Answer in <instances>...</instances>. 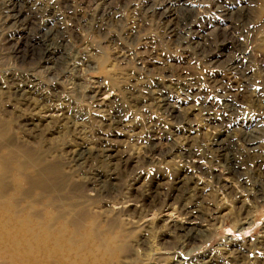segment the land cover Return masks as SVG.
Wrapping results in <instances>:
<instances>
[{
	"label": "rangeland",
	"instance_id": "rangeland-1",
	"mask_svg": "<svg viewBox=\"0 0 264 264\" xmlns=\"http://www.w3.org/2000/svg\"><path fill=\"white\" fill-rule=\"evenodd\" d=\"M107 1L0 0V160L14 154L16 169L30 150L58 162L69 187L48 208L51 198L7 183L0 264H264V0H110L115 14L101 20ZM152 4L162 19L144 8ZM44 44L47 63L17 59ZM243 53L244 79L229 71ZM10 79L36 90L15 95ZM161 90L178 120L151 97ZM80 147L85 160L67 163ZM177 188L201 201L197 219L173 201ZM78 206L98 217L96 232L87 221L59 233ZM53 214L65 218L52 224ZM181 227L201 237L186 245Z\"/></svg>",
	"mask_w": 264,
	"mask_h": 264
},
{
	"label": "bare ground",
	"instance_id": "bare-ground-1",
	"mask_svg": "<svg viewBox=\"0 0 264 264\" xmlns=\"http://www.w3.org/2000/svg\"><path fill=\"white\" fill-rule=\"evenodd\" d=\"M68 1V0H67ZM89 1V0H88ZM91 1V0H90ZM93 1V0H92ZM113 1V0H111ZM111 1L109 0V2L107 1V4L104 5L106 8L104 9L105 10V13H103L104 10H102V14H100L99 18L102 20L103 18V15H108V13L112 16H114L115 14V10L113 9V5H111ZM125 1V0H124ZM165 1V0H164ZM15 2V1H14ZM13 2V3H14ZM119 2H121L119 0ZM154 2V1H153ZM114 3V2H113ZM166 3V2H165ZM60 4V3H59ZM65 4V3H64ZM67 4V3H66ZM144 4V3H143ZM17 5V4H15ZM150 5V4H149ZM63 6V5H62ZM115 6V5H114ZM187 6V5H186ZM8 7V6H7ZM38 7V6H37ZM68 7H71V6H68ZM147 7V12L151 13L153 16H156L158 17L159 19H162L163 18V14L161 13L160 11V8L159 7H155V4H152L151 6H145L144 8ZM171 7V6H170ZM45 8V7H44ZM42 8V10L44 9ZM48 8V7H47ZM104 8V7H103ZM18 9V8H17ZM34 9V8H33ZM36 9V8H35ZM57 9V8H56ZM167 9V7H166ZM166 9L163 8V10L166 11ZM171 9V8H170ZM190 9V8H189ZM32 10V9H31ZM240 10V9H239ZM19 11V10H18ZM63 11V10H62ZM44 12V11H42ZM64 12V11H63ZM101 12V11H100ZM226 12V11H225ZM65 13V12H64ZM86 13V12H85ZM165 13V12H164ZM176 13V12H175ZM19 14V12H17V15ZM171 14V13H170ZM8 15V14H7ZM165 15V14H164ZM15 16V15H13ZM225 16V15H223ZM109 17V16H108ZM152 17V16H151ZM41 18V17H40ZM7 19V18H6ZM17 19V16L14 18V20ZM54 19V18H53ZM70 19V18H69ZM164 20V19H163ZM74 21V20H73ZM37 22V21H36ZM76 22V21H75ZM160 22V21H159ZM13 23V22H11ZM166 23V22H165ZM15 24V23H14ZM168 24V23H167ZM175 24V23H174ZM37 25V24H36ZM166 25V24H165ZM171 25V24H170ZM176 25V24H175ZM34 27V26H33ZM44 27V26H43ZM171 27V26H170ZM175 27V26H174ZM173 27V28H174ZM179 27V26H178ZM37 27H35L36 29ZM38 28H41V26L39 25ZM34 29V28H33ZM104 29V28H103ZM103 29H101V31H103ZM106 29V28H105ZM104 29V30H105ZM132 29V28H131ZM50 30V29H49ZM48 30V31H49ZM99 30V29H98ZM167 30V29H166ZM172 30V29H171ZM59 32V31H58ZM56 32V33H58ZM137 32V31H136ZM191 32V31H190ZM30 34H32V32H29ZM50 33V32H49ZM196 33V31H195ZM48 34V33H47ZM46 35V34H45ZM177 35V33H176ZM181 35V34H180ZM185 35V34H184ZM171 36V35H170ZM179 36V35H178ZM45 37V36H44ZM51 38V37H50ZM53 38V37H52ZM191 38V37H190ZM42 39V38H41ZM41 41V46L43 45L44 41ZM54 39V38H53ZM178 39V38H176ZM227 41V40H226ZM53 42V40H52ZM60 42V41H58ZM180 42V40H179ZM29 43V42H28ZM47 44V43H46ZM48 44H50L48 42ZM59 44V43H58ZM57 44V45H58ZM190 44V43H189ZM51 45V44H50ZM53 45V44H52ZM63 46V45H62ZM182 46V45H181ZM32 46L30 45L28 48H26L25 50L23 49L22 51L21 50H17L15 53H16V56H17V59L19 60V58H21V60L23 62H26L25 60H27V62H29V60L34 64V62H42L43 63H47L48 60H51V49L49 48L50 46L46 47L45 44H44V52L41 53L42 51V47H41V51L38 52V53H34V49L31 48ZM61 47V46H59ZM65 47V46H64ZM220 47V46H219ZM218 48V47H217ZM210 50V49H209ZM208 51V50H207ZM250 53V52H249ZM241 55V54H239ZM62 56V55H61ZM215 56V55H214ZM249 56V55H248ZM50 57V59H49ZM245 57L244 56V53L242 54L241 57L239 58H236L229 66V71L231 74L235 75L236 77H239V78H242L244 79L245 78V73L243 68H242V64L245 62ZM60 58V57H59ZM63 58V57H62ZM61 58V59H62ZM140 57H138L139 59ZM60 61V59H58ZM67 60V59H66ZM140 60V59H139ZM138 60V61H139ZM215 60V58H214ZM58 61V62H59ZM64 61V60H63ZM74 61V60H73ZM143 61V59H142ZM22 62V63H23ZM30 62V63H31ZM56 60H54L52 63L56 69V67L58 66V69L62 68L63 65H61V63H58ZM80 63V62H79ZM152 64V63H151ZM211 64V63H209ZM216 64V63H214ZM213 64V65H214ZM89 65V64H88ZM244 65V64H243ZM67 66V65H66ZM40 67V66H39ZM66 68V67H65ZM82 68V67H81ZM141 69V68H140ZM225 69V68H224ZM245 69V68H244ZM74 70V69H73ZM77 70V69H76ZM148 70V69H147ZM73 72V71H72ZM53 74V73H52ZM63 75V74H62ZM27 76V75H26ZM33 77V76H32ZM9 83H10V86H11V89L13 90V94L15 95H22V94H25V95H28V92L30 90L33 91V90H36V86L35 84H33V82L29 81V80H26L25 81H20L21 83L18 84L17 83V80L16 79H10L8 80ZM249 81V79H248ZM250 82V81H249ZM39 83V82H38ZM245 83V82H244ZM245 85V84H244ZM5 86V85H4ZM220 86V85H219ZM217 87V86H216ZM221 87V86H220ZM246 87V85H245ZM29 89V90H28ZM221 89V88H220ZM39 90V89H38ZM228 90V89H227ZM11 91V90H10ZM37 92V91H36ZM45 92V90H44ZM167 92V91H166ZM42 93V92H41ZM48 93V92H47ZM96 93V92H94ZM217 93V92H216ZM10 94V93H9ZM45 94V93H44ZM43 94V95H44ZM198 94V93H196ZM225 94V92H224ZM157 95H158V98L154 97V96H151L152 98H154V100H158V104L160 106V108L162 109V112L167 114V116H170L173 121L174 120H178V117L175 115V111H174V105H171L170 103V99H169V96L167 95V93H165V91L161 90L159 92H157ZM226 96H228L227 94H225ZM230 95V94H229ZM46 96V95H45ZM53 97H56V95H52ZM186 96V95H185ZM195 96V95H194ZM24 97V96H23ZM59 97V96H58ZM20 98V97H19ZM42 98V97H41ZM199 98V97H198ZM201 98V97H200ZM174 99V98H173ZM200 101V100H198ZM204 101V100H203ZM184 102V101H183ZM156 103V102H155ZM205 104V103H204ZM203 104V105H204ZM203 107V106H202ZM205 107V105H204ZM210 107V106H209ZM229 107V106H228ZM204 109V108H203ZM202 109V110H203ZM208 109V108H207ZM210 109V108H209ZM226 109V108H225ZM229 110V109H228ZM209 113V112H208ZM164 114V115H165ZM231 114V113H230ZM114 115V114H113ZM180 116V115H179ZM19 118V117H18ZM115 118V117H114ZM220 118V117H219ZM218 118V119H219ZM231 118V117H230ZM184 119V118H183ZM228 119V118H227ZM220 122H221V119H219ZM115 121V120H114ZM117 122L119 120H116ZM115 121V122H116ZM181 121L182 120V117H181ZM231 121V120H230ZM24 122V125L23 126H31L30 123H28L26 120L23 121ZM20 123V122H19ZM179 123V122H178ZM221 124V123H220ZM231 124V123H230ZM109 125V124H108ZM111 125V124H110ZM109 125V126H110ZM103 126V125H102ZM175 126V125H174ZM180 126H183V125H180ZM227 126V125H226ZM106 127V126H105ZM218 127V126H217ZM110 128V127H109ZM106 129V128H105ZM111 129V128H110ZM182 129V128H181ZM227 129V128H226ZM103 130V129H102ZM110 131V130H109ZM246 132V131H245ZM246 134V133H245ZM243 134V140L244 141H247L248 138H250L249 140V144H251L252 140H251V135L248 134ZM251 134V133H250ZM1 135V134H0ZM102 137V136H101ZM155 137V136H153ZM158 137V136H157ZM229 137V136H228ZM3 138V137H2ZM11 138V137H10ZM104 138V136L102 137ZM158 139V138H157ZM223 139V138H221ZM220 139V140H221ZM160 140V139H159ZM225 140V139H224ZM215 141V140H213ZM212 141V142H213ZM223 141V140H222ZM230 142V141H229ZM162 143L159 141V144ZM226 143V142H225ZM154 145V143H152ZM164 145V144H163ZM189 145V143H188ZM216 147H217V150H220V149H226V144L224 143H221V142H216ZM7 146V145H5ZM162 146V145H161ZM159 146V147H161ZM190 146V145H189ZM4 147V146H3ZM21 147V146H20ZM166 147V146H165ZM170 147V146H169ZM224 147V148H223ZM6 148V147H5ZM110 148V147H109ZM27 149V148H26ZM156 149V148H155ZM38 150V149H37ZM101 154L104 155V157L106 159L108 158H111V155H112V150L111 149H106V150H100ZM153 151V150H152ZM170 151V150H169ZM168 151V152H169ZM21 153H19L20 156H22L25 160L23 162H25V164L22 163H18L19 165L17 166V168L15 169L14 167L11 168L12 166V162H14L15 160V155L12 154L11 156H8L6 161L5 159L3 160H0V198L4 197L2 196L5 192H3L4 190H7L9 189L7 184L9 181L10 183L12 182V187L10 189L13 190V186L16 187V190L20 189L21 187L25 186V198H28V197H32L36 194V198L37 200H41L42 198H51L50 201H48V204H46V207L49 208V206H51L52 204V198L53 196L55 195V197L57 196V194H60L62 191L66 190V187H68L66 185V182H67V178L64 176L63 174V171L61 170V166L60 164L57 162L54 164H48L46 163L44 160H42L41 156L39 154H33V152L31 153L30 150H25V152L20 151ZM158 152V151H157ZM156 152V153H157ZM168 152H165L164 150L160 149L159 151V154H162V153H168ZM180 152V151H179ZM178 152V153H179ZM190 151L187 150V149H181V155L182 156H188L190 153ZM230 152V151H229ZM40 153V152H39ZM44 153V151H43ZM66 153V152H65ZM148 153V152H147ZM153 153V152H152ZM155 153V152H154ZM172 153V152H171ZM177 153V154H178ZM42 154V153H41ZM98 154V153H97ZM230 154V153H229ZM18 155V156H19ZM47 155V154H45ZM154 155V154H153ZM156 155V154H155ZM227 155V154H226ZM66 156H67V163L71 164V163H74V164H81V161L85 160V148L84 147H80V148H76V149H73V150H68V152L66 153ZM146 156V155H145ZM179 156V155H178ZM97 157V156H96ZM148 157V156H147ZM158 157V156H157ZM162 157V156H161ZM2 158V156H1ZM93 158V157H92ZM152 158V157H151ZM186 158V157H185ZM234 158V157H233ZM45 159V158H44ZM97 160V159H96ZM229 160V158H228ZM232 160V159H231ZM229 160V161H231ZM16 161V160H15ZM21 161V160H20ZM54 161V160H53ZM105 161V160H104ZM61 162V161H60ZM225 162V161H224ZM233 163V162H232ZM63 164V163H62ZM105 164V163H104ZM16 165V164H15ZM67 165V164H65ZM64 166V165H62ZM257 166V165H256ZM232 167V166H231ZM96 169V168H95ZM255 169V168H254ZM226 170V169H225ZM25 171V175L23 174ZM94 171V170H93ZM67 174V173H66ZM110 174V173H109ZM235 175V174H234ZM70 176V175H69ZM105 176V174H104ZM238 176V175H237ZM108 177H112V176H108ZM92 178V176H91ZM116 178V177H115ZM75 181V180H74ZM90 181V180H89ZM99 181V180H98ZM176 181V184H180L182 183L183 184V175L181 174L180 176H178V178L175 180ZM174 181V182H175ZM186 181V180H185ZM71 181H69L70 183ZM88 183V182H87ZM72 184V182L70 183ZM70 184H68L70 186ZM96 184V183H95ZM98 184V182H97ZM186 184V183H185ZM11 185V184H10ZM184 185V184H183ZM73 186V184H72ZM87 186V185H86ZM147 186V185H146ZM156 186V185H155ZM173 186V185H172ZM185 186V185H184ZM183 186V187H184ZM10 187V186H9ZM162 187V186H161ZM180 187V186H179ZM178 187V188H179ZM69 188V187H68ZM90 188V186H89ZM88 188V189H89ZM176 189V192L173 196V201L176 203H180L182 205V209L181 211H183L184 214L186 215H189L190 218L193 219H197L198 218V215L201 214V201H197L195 199H193L192 197L193 196H188V197H184L183 199H181V196H182V191L181 189ZM146 189V188H145ZM153 189V188H152ZM152 189H148V194L150 195L151 193H153ZM155 189V188H154ZM171 189V188H170ZM72 190V189H71ZM75 190V189H74ZM73 190V191H74ZM147 190V189H146ZM189 190V189H188ZM67 191H69L67 189ZM66 191V192H67ZM36 192V193H35ZM72 192V191H71ZM186 192V191H184ZM69 192H67V195H68ZM73 193V192H72ZM20 194V193H19ZM5 195V194H4ZM59 196V195H58ZM57 196V197H58ZM69 196V195H68ZM73 196V195H71ZM105 196V195H104ZM164 196V195H163ZM143 197V195H142ZM197 197V196H196ZM195 197V198H196ZM59 198V197H58ZM71 199V197H68V199ZM144 198V197H143ZM201 198V196H200ZM78 199V198H77ZM1 200V199H0ZM4 200H7V199H4ZM182 200V201H181ZM201 200V199H200ZM12 201V200H11ZM21 201V200H20ZM32 202V201H31ZM142 202V201H141ZM167 203V202H166ZM173 203V202H172ZM62 204V203H61ZM144 205V203H143ZM142 205V206H143ZM43 206V205H42ZM54 208V207H53ZM86 208H82V209H79V206H78V211H74L72 213H67L69 217V219L66 221L65 219V222H67V225L69 227H65V226H62L60 227L59 229V233H62V234H66V233H70V234H77L78 232H80L83 228V224L87 221L88 224H89V228L86 229V232L89 233V234H94L96 231L95 227H98L96 226L97 224V218L98 217H94V216H91L89 213H87V209L85 210ZM77 210V209H76ZM179 210V209H178ZM42 212V211H41ZM63 212V211H62ZM119 213V212H118ZM32 214V213H31ZM59 214V213H58ZM61 214V213H60ZM66 214V213H65ZM38 215V214H37ZM37 215H35L34 217H36ZM54 215V214H53ZM65 216V215H64ZM208 216V215H207ZM239 216V215H238ZM38 217V216H37ZM52 216H49L48 218H50L49 222H51L53 224V222L55 221H58V220H61L65 217H63V215H54L52 218ZM213 217V216H212ZM40 218V217H39ZM43 218V217H42ZM201 218V217H200ZM28 219V217H27ZM203 219V218H201ZM209 219V218H208ZM215 219V218H214ZM114 220V219H113ZM41 221V219H40ZM53 221V222H52ZM41 223V222H40ZM108 223V222H107ZM42 224V223H41ZM121 224V223H120ZM84 227V226H83ZM111 228H109V226L107 228H104L102 229V231L104 233H109L111 231ZM53 229V228H52ZM150 229V228H149ZM171 229V228H170ZM47 231H49L48 229H46ZM114 230V229H113ZM130 230V229H129ZM145 230H148V229H145ZM179 231H182V235L181 237L184 238V242H186V245L187 243H193L195 241H197L200 237H201V234L199 231H197V229H185V228H178ZM202 230V229H201ZM174 231V230H173ZM29 232V231H28ZM204 232V231H203ZM183 241V240H182ZM201 243V242H200ZM179 244V243H178ZM188 244V245H189ZM180 245V244H179ZM184 245V244H183ZM193 245V244H192ZM187 247V246H186ZM209 258V257H208ZM202 260V259H201ZM200 260V261H201ZM199 262V261H198ZM205 263L207 261H204ZM217 263V261H215ZM201 263V262H200ZM203 264V263H202Z\"/></svg>",
	"mask_w": 264,
	"mask_h": 264
}]
</instances>
